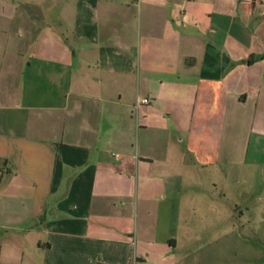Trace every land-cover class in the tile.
I'll return each instance as SVG.
<instances>
[{
    "label": "crops",
    "instance_id": "crops-1",
    "mask_svg": "<svg viewBox=\"0 0 264 264\" xmlns=\"http://www.w3.org/2000/svg\"><path fill=\"white\" fill-rule=\"evenodd\" d=\"M260 12L0 0V264H235V239L264 255V197L235 225L250 169L264 180ZM218 206L229 226L203 228Z\"/></svg>",
    "mask_w": 264,
    "mask_h": 264
},
{
    "label": "rangeland",
    "instance_id": "rangeland-1",
    "mask_svg": "<svg viewBox=\"0 0 264 264\" xmlns=\"http://www.w3.org/2000/svg\"><path fill=\"white\" fill-rule=\"evenodd\" d=\"M210 176L209 175H204L203 178H209ZM249 179H250V185L249 186H253L255 187L254 190L251 191L250 193V203H251V208L255 211H253V213L247 215L246 212H245V216L244 217H241L240 216V212L243 210V207L240 206L239 208V211L237 212V220L235 221V225L238 227V226H242V225H246L248 223L247 220H249V222L251 223L250 225L251 226H257L258 224L255 223V215L257 214L258 212V207L259 205L258 204V199L259 197L263 198L264 197V191H262V188H264V180L262 178V175H259L258 174V171H256L255 169H250V172H249ZM205 184L203 186H211V183L210 182H204ZM220 186H226L225 184H221ZM257 188V189H256ZM227 195H228V198L230 197L229 196V191L227 192ZM230 198H232V200L234 201V203H239L240 205L242 204V200L241 198H239L237 196V193L234 192L233 196H231ZM218 199H219V202H221V193L218 192ZM202 210L200 211V215L201 217L203 218V222H202V227H206V226H210L212 228L214 227H218L219 231L222 229H220V227H224L225 225H228L229 226V222L228 223H225L224 222V219H225V215L226 216H229V213L227 211V207H223L221 208V206H218V210L219 212L217 211L216 213H212L209 211V209L207 207H202L201 208ZM220 210H223V213H220L221 211ZM224 215V217H223ZM221 216V218H220ZM249 218H248V217ZM238 217H240L238 219ZM248 218V219H247ZM215 219H217V221H215ZM241 219V220H240ZM215 221V222H214ZM242 221V222H241ZM262 230V231H261ZM260 232H264V225H261L260 227ZM262 238V234L260 235V239ZM263 238H264V235H263ZM264 240V239H263ZM258 242V240H257ZM240 243H238V240L235 239V256H234V259H235V264H246V261H247V256H242L239 253L236 252V250L238 248H240ZM256 248L259 247L255 245ZM260 251H262V249H260ZM248 260H249V263L250 264H264V255L261 254V252L259 254H253V255H250L248 257ZM243 262V263H242Z\"/></svg>",
    "mask_w": 264,
    "mask_h": 264
},
{
    "label": "built area",
    "instance_id": "built-area-1",
    "mask_svg": "<svg viewBox=\"0 0 264 264\" xmlns=\"http://www.w3.org/2000/svg\"><path fill=\"white\" fill-rule=\"evenodd\" d=\"M246 1H252V0H246ZM260 6H261L260 15L264 19V0H260ZM150 102H151L150 99H144V100L138 101L136 107L138 108L140 106V104H149Z\"/></svg>",
    "mask_w": 264,
    "mask_h": 264
}]
</instances>
